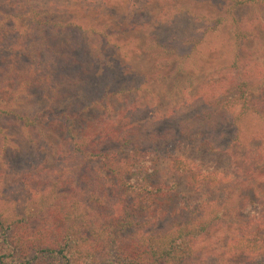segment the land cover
Here are the masks:
<instances>
[{
	"label": "rangeland",
	"instance_id": "1",
	"mask_svg": "<svg viewBox=\"0 0 264 264\" xmlns=\"http://www.w3.org/2000/svg\"><path fill=\"white\" fill-rule=\"evenodd\" d=\"M31 10L61 28H82L87 45L81 51L94 61L96 72L86 81L59 82L47 91L34 92H19L12 81L0 77V112H6L0 113V211L8 219L36 213L41 201L57 200L65 184L58 181L65 182L68 173L76 171V167L70 171L59 168L62 160L69 158L75 141L91 138L101 151L108 152L117 148L106 140L113 128L118 136H134L136 132L158 136L173 129L190 142L183 132L209 131L200 129L206 104L233 101L231 85L236 87L242 80L250 83L247 96L252 111L238 140L234 141V129L225 124L227 129L220 128L217 134L223 136L226 130L227 147L217 145L224 136L222 140L207 138L198 145L179 143L175 157L197 173L213 175L216 182L209 192L220 202L230 197L241 205H261L264 0L241 6L232 0H0V14L7 23L25 32L12 36L0 48L1 58L24 62L35 52L28 49L32 41L26 38ZM218 17L225 22L214 29ZM237 30L248 37L238 42ZM173 37L189 40L188 56L183 60L155 49L156 43ZM237 56L240 71L230 69ZM239 110L237 105L233 113ZM18 114L28 116L34 127L26 129ZM53 114L68 115L71 122ZM104 126H110L105 128L109 135L100 132ZM172 158H156L151 183L194 200L203 188L193 186L184 172L173 168ZM247 220L244 216L239 224L212 228L197 242V262L244 263L247 257L230 253L229 248L251 227Z\"/></svg>",
	"mask_w": 264,
	"mask_h": 264
},
{
	"label": "trees",
	"instance_id": "2",
	"mask_svg": "<svg viewBox=\"0 0 264 264\" xmlns=\"http://www.w3.org/2000/svg\"><path fill=\"white\" fill-rule=\"evenodd\" d=\"M232 1L241 6L252 0ZM30 14L31 28L26 38L32 41L28 49L34 48L35 52L24 62L0 57L1 78L12 81L19 92H34L47 91L59 82H81L93 76L95 63L81 51L87 45L82 28H61L36 10ZM223 22L225 18H216L214 29ZM24 34L0 14V48L12 36ZM247 37L236 31L238 42ZM193 41L199 43L198 39ZM189 44L188 39L173 37L156 43L155 49L183 60L188 56ZM239 59L240 56L234 58L230 69L240 71ZM245 72L250 74L249 70ZM249 84L246 80L236 87L232 84L235 96L231 102L219 104L217 100L216 105L206 104L200 129L205 127L209 131L183 132L190 142L173 129L158 136L136 132L134 137L118 136L113 128L109 135L105 128L110 126H104L100 132L109 135L106 140L115 143L116 149L103 152L91 138L75 141L69 158H64L59 168L70 171L76 167V171L68 173L65 182L58 181L65 184L57 200L41 201L36 213L28 212L13 219L0 211V264H201L197 262V242L212 228L239 224L244 216L251 227L234 239L229 251L247 257L240 264H264V201L260 206L255 202L241 205L230 197L220 202L209 192L216 182L214 176L197 173L182 158L175 157L179 143L198 145L207 138L222 140L224 136V141L217 145L227 147L226 130L223 136L217 134L225 124L236 132V142L252 111L247 96ZM237 105L240 110L234 114ZM53 117L71 122L68 115L53 114ZM17 118L26 129L35 125L25 114H18ZM160 155L173 157V168L184 172L193 186L203 188V193L193 200L153 185L152 165ZM97 158L99 162L93 163ZM229 193L233 197V192Z\"/></svg>",
	"mask_w": 264,
	"mask_h": 264
}]
</instances>
